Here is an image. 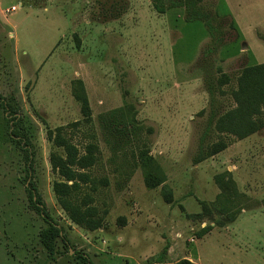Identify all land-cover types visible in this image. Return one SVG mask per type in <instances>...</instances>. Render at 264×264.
Returning a JSON list of instances; mask_svg holds the SVG:
<instances>
[{"label":"rangeland","instance_id":"374dc122","mask_svg":"<svg viewBox=\"0 0 264 264\" xmlns=\"http://www.w3.org/2000/svg\"><path fill=\"white\" fill-rule=\"evenodd\" d=\"M125 3L0 0V96L12 98L32 151L28 169L0 107V264H84L74 252L94 264L183 256L197 264H264V206L251 208L264 200V125L243 139L214 128L206 149L220 139L228 146L193 161L209 113V75L234 81L254 63L247 45L264 61L257 35L264 0H203L217 15L224 44L216 50L204 23L186 21L182 7L160 14L150 0ZM73 88L86 96V114ZM222 89L218 109L225 111L234 102L230 86ZM59 126L80 150L95 145L96 161L85 171L97 188L81 183L74 197L92 196L104 217L98 229L73 223L56 200L52 185L62 177L49 156L64 152L47 131ZM151 165L166 179L155 188L144 183ZM30 182L61 228L53 255L40 241L47 224L30 203Z\"/></svg>","mask_w":264,"mask_h":264},{"label":"trees","instance_id":"16d2710c","mask_svg":"<svg viewBox=\"0 0 264 264\" xmlns=\"http://www.w3.org/2000/svg\"><path fill=\"white\" fill-rule=\"evenodd\" d=\"M119 1L120 4L124 6L127 5V3H125L127 0ZM202 2L203 0H167V2L166 0H150L154 10L160 14L165 13L170 8L182 7L184 9V19L186 21H202L211 37L214 50H216L224 44L219 36V28L213 23L214 17L217 15L206 10ZM232 26L235 28L234 23ZM257 35L264 41L263 32H257ZM208 78L207 84L210 94L209 113L206 126L198 141L197 153L193 157L195 163L202 161L207 156L213 155L228 146L229 142L220 139V141L211 145L210 150L206 149L208 137L214 128L218 129L220 132L233 135L237 139H243L264 125V63L244 66L237 73L234 81L230 75L224 72H219L217 75H209ZM231 82H234V84H230ZM224 85L230 86L234 106L225 111H220L218 109L219 101L216 92L223 95L225 90L222 89V87ZM76 88H73V95L81 102V109L86 114L88 112L86 96L79 93ZM0 107L4 112L7 136L23 149L27 161V168L32 169L30 142L25 134L20 131L17 108L12 98L3 99V97L0 96ZM203 112L204 109H201L199 114ZM47 137L56 147L62 148L64 152V154H59L56 151H52L49 156L51 169L62 177V180H56L52 185L59 206L73 223L87 230L100 228L104 217L100 215L98 208L92 204V196L84 194L77 199L74 197L76 191L81 187V183H89L91 190L97 188L96 180L85 171V169H88L96 161L94 154L95 145L87 143L84 145L83 150H80L78 146L71 141V137L63 133V127L61 126L53 130L49 129L47 131ZM151 161L152 158L148 157L147 162L150 163ZM165 180V176L160 168L153 165L149 167L144 177V183L148 188H155L164 183ZM100 182L105 184L106 179H100ZM218 182L220 181L218 180ZM163 196L166 202L172 201L170 191L164 192ZM29 199L33 208L43 217L47 224V226L40 231V241L48 254L53 255L56 252L55 239L61 236V228L48 214L44 201L40 199L35 186L31 182ZM260 205L264 206V200L262 203L251 208H256ZM207 229H209L208 225L203 227L199 232L200 236ZM74 256L84 264H94L86 254L74 252ZM168 264L196 263L188 258H182Z\"/></svg>","mask_w":264,"mask_h":264},{"label":"crops","instance_id":"0c3cea01","mask_svg":"<svg viewBox=\"0 0 264 264\" xmlns=\"http://www.w3.org/2000/svg\"><path fill=\"white\" fill-rule=\"evenodd\" d=\"M183 9V8H182ZM168 11V10H167ZM229 12H228V14L230 15V16H232V19H233V23H234V25H235V27L237 28V30H240V28H239V24L237 23V18H236V14H234L233 12H232V10H228ZM224 13H226V12H224ZM245 48H247V52H249V54H250V56H251V58H253V60L252 61H254V63H251V64H258V63H264V61H259V60H257V58L255 59V57H254V53H253V51L250 49V47L247 45ZM254 134V133H253ZM251 136H253L252 134H250V138H251ZM170 250L171 249H168L167 248V250H165V254L167 253V254H169V252H170ZM165 257V256H164ZM163 257V258H164ZM163 258H161V261H162V259ZM183 258H185V256H183ZM189 258V257H188ZM182 259V258H181ZM190 260H191V258H190ZM168 263H172V262H168V261H163V262H161V264H168ZM197 264V263H196Z\"/></svg>","mask_w":264,"mask_h":264},{"label":"built area","instance_id":"2783aa9c","mask_svg":"<svg viewBox=\"0 0 264 264\" xmlns=\"http://www.w3.org/2000/svg\"><path fill=\"white\" fill-rule=\"evenodd\" d=\"M16 8H17V6L12 5L9 9H7V12L14 11V10H16ZM178 236H179V234H178Z\"/></svg>","mask_w":264,"mask_h":264}]
</instances>
